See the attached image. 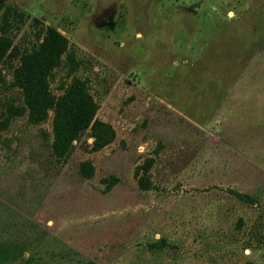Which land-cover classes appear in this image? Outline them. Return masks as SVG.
I'll return each instance as SVG.
<instances>
[{
    "label": "rangeland",
    "instance_id": "1",
    "mask_svg": "<svg viewBox=\"0 0 264 264\" xmlns=\"http://www.w3.org/2000/svg\"><path fill=\"white\" fill-rule=\"evenodd\" d=\"M48 27L54 105H97L64 148L16 78ZM0 35V264H264V0H5Z\"/></svg>",
    "mask_w": 264,
    "mask_h": 264
},
{
    "label": "trees",
    "instance_id": "2",
    "mask_svg": "<svg viewBox=\"0 0 264 264\" xmlns=\"http://www.w3.org/2000/svg\"><path fill=\"white\" fill-rule=\"evenodd\" d=\"M4 4L5 0H0V11ZM67 44L68 40L62 33L52 27L46 28L43 41L28 52H24L21 65L16 70V78L24 89L26 103L32 112L34 123L43 120L48 108L54 106V144L61 148L66 147L80 131L87 128L97 110L96 103L81 80L74 81L55 105L53 97L47 91L46 76L60 59ZM10 47V40L0 35V60ZM96 125L97 123L92 125L95 131ZM99 125L102 127V133L108 128L104 124ZM108 129L104 136H101L98 130L95 133V141L99 145L108 142Z\"/></svg>",
    "mask_w": 264,
    "mask_h": 264
}]
</instances>
